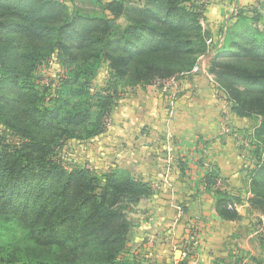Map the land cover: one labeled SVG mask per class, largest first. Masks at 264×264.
Here are the masks:
<instances>
[{
  "label": "trees",
  "instance_id": "obj_1",
  "mask_svg": "<svg viewBox=\"0 0 264 264\" xmlns=\"http://www.w3.org/2000/svg\"><path fill=\"white\" fill-rule=\"evenodd\" d=\"M96 2L99 15L62 0H0V122L18 138L11 144L0 135V264H148L128 247L129 215L151 188L118 168L102 174L65 169L56 150L67 140L98 137L115 107L118 82L134 88L180 78L204 56L231 112L260 118L249 136L254 167L247 203L264 217V13L254 8L250 18L220 33L224 43L215 53L201 23L203 0ZM64 57L75 73L64 82L63 102L47 107L35 74ZM103 65L115 79L93 93ZM218 179L208 171L204 190L214 194L219 218L237 221L229 207L240 199L219 189ZM260 242L264 247V231ZM252 261L233 264H264Z\"/></svg>",
  "mask_w": 264,
  "mask_h": 264
},
{
  "label": "crops",
  "instance_id": "obj_2",
  "mask_svg": "<svg viewBox=\"0 0 264 264\" xmlns=\"http://www.w3.org/2000/svg\"><path fill=\"white\" fill-rule=\"evenodd\" d=\"M203 1L202 27L219 47L224 43L220 33L235 29L241 17L250 18L252 9L264 7V0ZM194 73L167 92L154 84L129 90L113 110L112 126L98 139L104 160L113 159V169L128 171L152 190L136 206L128 243L131 253L148 264L183 262L174 255L191 250L190 226L198 230V243L187 264H212L234 255L235 230L249 209L246 169L252 166L243 160L239 138L226 131L231 127L237 132L245 123L219 105L202 67ZM208 171L216 172L227 191L241 199L240 221L217 216L215 196L203 187Z\"/></svg>",
  "mask_w": 264,
  "mask_h": 264
},
{
  "label": "rangeland",
  "instance_id": "obj_3",
  "mask_svg": "<svg viewBox=\"0 0 264 264\" xmlns=\"http://www.w3.org/2000/svg\"><path fill=\"white\" fill-rule=\"evenodd\" d=\"M68 6L71 9L76 7L77 10H79V12L83 14L99 15L101 13V8L99 7L98 2H96V0H73L70 4H68ZM112 23L115 24L114 22ZM117 23L123 24L121 20L117 21ZM219 48L220 47L217 45L215 53H218ZM209 60L210 59L207 58V56L201 57L198 60L197 66L193 69V71L189 75L195 74L194 73L195 71L199 72L201 70V67H202L203 73L205 75H209L207 73ZM218 60L221 61V60H224V58L219 57ZM74 73H75L74 66L71 65L70 61L65 57L61 59V62H59V60H56L54 62L52 61L49 65L42 66L39 68L38 72L35 75H36V78L38 79L37 85L41 93L40 96L43 97V102H42L43 105H47V107L53 106V103L51 102L52 100H56V102L57 101L61 102V100L59 99H61V97H64V95H61V94H64L63 91L66 89L64 86V82L69 81V79H71ZM182 77H185V76H182ZM114 79H115L114 73H112L106 65H103L95 73V77L91 82L90 91L93 93L102 91L103 88L106 87L107 84L112 83ZM210 80H211L210 83L213 85V88L217 95V101L219 105L223 109L231 112V106L226 101V97L224 96L223 91L217 88V85L213 82V76H210ZM124 83L125 82L123 81L118 82L119 84L118 85L119 86L118 96L116 98V104L113 110L116 108L120 99H122V97L129 90L135 89L137 87L148 86V85H144V86H137L134 88L132 87L129 88V87H126ZM150 85H153V83ZM45 88L48 89L47 93L43 92L42 90ZM113 110L109 116H105L102 119L101 123H102L103 129L98 135V137L91 139V140H86V139H83L82 137L81 139L67 140L66 142L63 143L60 149L56 150L57 158L60 160V162L62 163L65 169H71L72 167L88 168V169H91L101 174L109 172L111 171V169H113V167H111V163L113 162V159L104 160L105 155H103V150H102L103 146L101 145L98 146V142H99L98 139L102 137L105 133H107L108 129L112 126L113 119H114V114H112ZM3 119H6V118H3ZM239 120H243L245 124H241L240 127H237L238 129L237 132L236 130L231 129V127H227L226 131L228 133L234 132L235 137L239 138L241 142L239 149L241 150V155L243 154V157H244L243 160L247 164L251 163V166L253 169L254 159L252 158V155L250 154V152L253 149H252V145H250L251 140L249 136L253 132V129L256 127V125L259 124L260 118L258 117H253L252 119H240L239 118ZM88 129H91V127H89ZM0 135L4 136L8 140V142L11 144H16L18 141V138L14 136V133L12 132V130L8 129L1 122H0ZM103 143H104V139H103ZM110 149H111L110 147L107 148V151L109 152ZM105 165H108V170H105L103 168V166ZM246 171L248 172L247 174H249L250 172L249 168L246 169ZM248 192H250L249 189H247V193ZM230 195L239 198L235 194L230 193ZM251 197L252 196L250 194V198ZM241 204H242V201L240 199V204H235V205L240 207ZM135 210L136 208H134L133 212L129 215V219L132 224H134L133 220L135 219V214H134ZM245 211L246 212L244 211L242 212L244 213L245 220L235 230V233H236L235 237L238 236V242H237V247L235 245V248L233 251L234 255L232 256L227 255L228 258L223 259L227 264H233L235 261H239V260L243 262H247V263H253L252 261L253 259L254 260L264 259V247L262 246L260 242L262 233L264 231V217L261 216L255 210L253 211L250 209H246ZM248 211H251V213H249ZM240 220H241V217L239 221ZM188 231H189L188 234L190 237L189 239L190 242L187 248H190L191 250L187 252L185 251L186 255H182L181 251L176 250V253L174 255L175 260L180 261L181 259H183V263L185 264H187L188 261H191L195 258L194 256H191L190 253L196 251L197 243H198L197 238H196L197 231H198L197 228L194 226H190L188 228ZM170 258H172V256Z\"/></svg>",
  "mask_w": 264,
  "mask_h": 264
},
{
  "label": "built area",
  "instance_id": "obj_4",
  "mask_svg": "<svg viewBox=\"0 0 264 264\" xmlns=\"http://www.w3.org/2000/svg\"><path fill=\"white\" fill-rule=\"evenodd\" d=\"M256 9L260 10L264 13L263 7H258V8L256 7ZM257 27L259 29H261V26H257ZM179 79L180 78H178V77H173V78H170V79H167L164 81L156 82V83H154V85H157L160 89H162L163 92H167V91H170L176 87ZM217 187L223 191L224 190L227 191V186L225 185V183L223 184L220 179L217 181ZM238 208H239V206H236L235 204H233L229 207V209H234L236 211L238 210Z\"/></svg>",
  "mask_w": 264,
  "mask_h": 264
}]
</instances>
